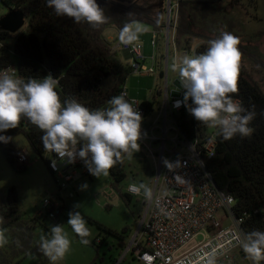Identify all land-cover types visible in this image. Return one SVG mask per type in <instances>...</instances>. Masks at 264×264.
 Masks as SVG:
<instances>
[{"label": "trees", "instance_id": "16d2710c", "mask_svg": "<svg viewBox=\"0 0 264 264\" xmlns=\"http://www.w3.org/2000/svg\"><path fill=\"white\" fill-rule=\"evenodd\" d=\"M97 2L104 8L109 20L106 24L93 28L84 22L78 24L67 17H57L53 9L47 6L46 0L2 1V4L23 12L26 29L14 35L0 30V71L15 64L18 78L25 80L28 77L40 79L47 76V72H52L56 77L61 76L56 90L62 102L72 97L90 110L108 107L107 102L113 96L119 95L131 70L129 65H123L116 57L103 32L114 27L120 35L125 23L134 21L154 32H162L165 23L159 9L163 0ZM177 5L175 48L177 52H191V36L186 38V31L182 32L183 25L190 24L191 18L188 17L191 14L181 4V0H177ZM210 35L212 37H205L202 39L203 43L194 49L195 56L205 52L209 41L216 39L219 33ZM243 46L240 41L242 57L238 75L239 91L232 98L237 99L246 109L252 110V106H255L256 117L249 123L253 132L249 137L242 138L237 135L230 140H224L217 133L215 153L211 159L205 161V165L217 188L233 197V212L236 217L244 218L241 227L245 234L254 229L264 231V212L259 211L264 205V115H261L264 112V91L261 82L252 77L254 65L251 64L249 69L246 59L249 61L253 58ZM256 66L264 67V64ZM154 100L153 98L152 102L141 104L147 113L153 110ZM177 118L187 137L192 136L195 130L204 134L208 129V126L196 121L188 112L181 113ZM0 135L9 138L7 142L0 141V148L15 172L21 173L25 170V166L17 163L16 152L11 147V141L17 136L25 137L38 158L56 156L55 153L44 150L40 139L42 132L27 119H22L16 129L0 132ZM125 158L109 172L113 186L122 183L127 177ZM45 163L48 169V160ZM120 198L127 203L130 200L127 194L120 195ZM0 221V227L6 230L9 241L0 248V264H17L28 256L37 257L41 263L48 262L47 257L39 250V242L34 236L38 217L32 222L22 221L13 189L8 191L5 198L0 197ZM260 263L264 264V261Z\"/></svg>", "mask_w": 264, "mask_h": 264}, {"label": "clouds", "instance_id": "9594fccd", "mask_svg": "<svg viewBox=\"0 0 264 264\" xmlns=\"http://www.w3.org/2000/svg\"><path fill=\"white\" fill-rule=\"evenodd\" d=\"M46 4L57 17H67L78 24L84 22L93 28L109 20L97 0H46ZM145 31L147 27L140 22L125 23L119 39L125 45L133 44ZM239 45L238 36L221 30L216 39L209 41L205 52L196 56L186 54L179 64L173 62L170 66L171 71L178 72V81L184 90L183 99L176 100L174 107L183 105L196 121L218 129L224 140L237 135L251 136L253 129L249 123L256 117L254 105L249 110L232 98L239 91L242 57ZM57 84L58 80L51 74L26 80L7 72L0 74V132L16 129L22 119H27L42 132L40 139L45 151L70 162H75L78 156L89 173L98 178L108 176L124 157L131 159L140 151L143 117L134 107L135 101L126 99V92L113 96L107 102L108 107L90 110L72 97L62 102ZM8 139L0 135V141ZM163 164L173 172L182 166L179 160L171 162L167 158ZM175 179L178 184L187 182L181 175H175ZM140 189L146 201L153 199L149 185L141 184L133 190L134 194H140ZM80 207L74 205V210L68 213L67 224L81 243L87 245L91 233ZM5 231L0 227V248L9 242ZM70 246L62 224L51 225L49 233L42 234L38 243L51 264L63 259ZM241 246L253 264L264 261V231L254 229L245 233ZM206 264H216V257L209 254Z\"/></svg>", "mask_w": 264, "mask_h": 264}, {"label": "built area", "instance_id": "2783aa9c", "mask_svg": "<svg viewBox=\"0 0 264 264\" xmlns=\"http://www.w3.org/2000/svg\"><path fill=\"white\" fill-rule=\"evenodd\" d=\"M2 1L4 0H0V3ZM168 2L166 29L160 33L152 31L153 54L149 59L150 67L143 64L145 58L141 45H125L122 42L110 44L113 52L121 49L130 54L131 73L154 74L159 69L162 78L160 93L163 94L162 105L151 120L147 119L154 108L147 113L140 103L126 96L130 102L135 101L134 107H137L143 117L139 153L151 160L155 181L152 185L151 201L144 199L142 189L140 194H134L133 190L139 189L140 186L130 184L127 187L126 194L130 198H140L144 213L136 234L115 264H125L128 258L131 264H206L209 254L216 257V264H253L241 246L244 237L241 225L244 218L235 216L233 197L217 188L205 165V161L211 159L215 153L219 130L208 127L204 134L195 130L192 136L187 137L177 118L181 113L188 111L183 105L179 108L174 107L176 100L183 99L184 91L178 81V72L174 81L179 83L180 88L174 86L173 82V88H169L170 47L173 50V62L179 64L180 61L176 58L174 43L178 5L177 1L174 5L170 0ZM174 8L176 9L173 13ZM159 37L164 50L161 67L156 56ZM192 54L194 55V51ZM5 72L18 77L15 64L2 69L0 74ZM49 74L58 80V86L61 76L56 77L52 72H47V75ZM173 91L178 92L179 97H171L170 93ZM121 92L127 93L125 86ZM234 102L240 104L237 99H234ZM80 146L78 144L77 148ZM164 158L171 162L179 160L182 166L175 172L169 171L163 164ZM16 160L21 166L28 163L23 151L16 152ZM47 165L59 192L90 175L78 156L75 162L60 160L57 156L50 157ZM175 175H181L187 182L178 184ZM42 209L46 211L47 216L55 220L62 209L59 195L44 199ZM259 211L264 212V205ZM196 239L199 241L196 242Z\"/></svg>", "mask_w": 264, "mask_h": 264}, {"label": "rangeland", "instance_id": "374dc122", "mask_svg": "<svg viewBox=\"0 0 264 264\" xmlns=\"http://www.w3.org/2000/svg\"><path fill=\"white\" fill-rule=\"evenodd\" d=\"M170 2L174 5L176 0H170ZM242 3L245 4L246 12L249 11L252 14L251 16H256L258 20L257 23L250 21V25H245L247 32L242 30L243 28L241 27L245 37L250 29L264 27V0H242ZM213 8V6L206 7L205 5L204 8L195 11L188 10L191 14L192 22L196 21L198 17L203 18L208 15V21L211 20L216 23L217 18H220L219 15L227 12V9H223L218 3ZM10 9L11 7L0 3V18L7 14ZM175 9H173V13ZM160 12L165 23V30L167 24V0H163V4L159 9ZM235 13L233 12L232 15H240V12ZM223 19L224 21H228L230 16L226 15ZM240 24L238 19L232 31H235L237 28L240 29ZM25 29L26 21L25 27L21 31ZM246 38L244 42L242 41V44L247 49ZM151 39L152 34L143 32L139 36L138 41L134 42L143 46L142 55L145 58L143 64L147 67L151 66L149 59L153 54ZM160 45L161 51L160 53H156V56L157 62L161 67L162 57L160 56L164 53V50L162 51V41H160ZM172 56L173 50L170 47L168 60L170 89L173 88L172 82L175 80L177 73L171 71ZM178 58L180 59L179 55ZM122 62L123 65H128L129 61L122 59ZM246 64L250 69L251 64L248 59H246ZM262 68L264 67L260 69ZM159 72L160 70L158 69L154 74L130 73L124 82L128 99L136 100L140 104L152 102L153 98L155 99L153 113L148 116L147 120H151L156 115L158 108H160L163 102V94L160 93L162 91V78H160ZM252 77L254 78L253 74ZM256 80L259 83L261 82V88L264 91V76L260 75ZM11 146L16 152L23 151L28 163L25 165L23 172H15L5 160L0 148V197L5 198L8 191L13 189L18 199L19 214L22 221L32 222L34 218L38 217L34 229V236L37 242H39L42 234L49 233L51 225L62 224L64 231L71 241V246L63 259L57 261L56 264H115L131 238L136 234L140 219L144 213L140 198L132 197L127 203L120 198V195H126L127 187L130 184L138 186L147 184L152 188L155 181V173L154 166L149 157L142 156L139 152L133 154L131 159L126 157L125 171L127 177L116 186H113L109 176H100L98 178L90 174L80 179L68 189L59 192L54 178L46 167L45 161L49 160V155H46L43 159L35 156L23 135L15 137L11 141ZM84 185H87V187H84ZM55 194H58L60 197L62 209L56 215V219L53 220L42 209V202L44 199H50ZM76 204L81 205L79 211L87 221V227L91 233L87 238L90 241L87 245L81 243L80 238L67 224L68 213L74 210V205ZM111 233L116 234L118 237L113 236ZM197 241L199 239H196ZM129 262L130 258H128L125 264H131ZM17 264H51V262L48 260V262L41 263L37 257L28 256Z\"/></svg>", "mask_w": 264, "mask_h": 264}, {"label": "crops", "instance_id": "0c3cea01", "mask_svg": "<svg viewBox=\"0 0 264 264\" xmlns=\"http://www.w3.org/2000/svg\"><path fill=\"white\" fill-rule=\"evenodd\" d=\"M177 1V0H176ZM250 1V0H249ZM221 6L223 9H227V12L225 14H221L219 15L220 18H217V22H212L211 20L208 21V18L206 16H204L203 18L198 17L196 19V21L191 20L190 24H188V26H186V24H184V28L182 27V32L186 31V38H191V42H192V50L189 53V55H193L192 52L194 51V49L199 46L201 43H203L202 39H205V37H212L210 34L212 33H220L221 30L223 31H228L231 32L232 34L238 36L240 38V41L242 43V41L244 42L245 37L246 38V42H247V52L248 54L253 58L249 59V63L254 65L253 67V71L252 74L256 80V78H259V76H264V68L260 69L261 67L256 66L257 64H264V27L260 28V29H250L249 33L246 34V36L244 37V34L242 33V30H246L245 25H250V21L257 23L258 20L256 18V16H251L252 14L249 13V11L246 12L245 9V4L242 3V0H181V4L184 5V7L186 9L189 10H197L200 8H204L205 5L207 6H213L214 8L216 7V5ZM252 3V2H251ZM213 8V9H214ZM233 12H240L239 16H233L232 13ZM235 13V14H236ZM243 14V15H242ZM226 15L230 16V19L227 21H224L223 17H225ZM189 19L191 17H188ZM241 18V20H240ZM199 19V20H198ZM240 21V29H236L235 31L233 30V26L236 25V21ZM230 21V23H228ZM145 26V25H144ZM147 27V26H146ZM241 27L243 28L241 30ZM146 33H150L152 34V30L147 27V31H145ZM103 36L105 38V40L111 44L113 42L116 43H121L120 39H119V33L118 31L114 28V27H109L107 28L104 32H103ZM160 41L161 38L159 37L158 40V47H157V53H160ZM136 44V43H133ZM133 44H129V45H133ZM138 44V43H137ZM140 45V44H139ZM142 46V45H141ZM143 49V46H142ZM163 51V48H162ZM184 52H177L176 51V58L178 60H182L184 54ZM115 55L116 57L122 62V59H124V61H129L128 65L131 63V56L127 51H123L121 49L115 51ZM178 55L180 57V59L178 58ZM160 57L163 58V55H161ZM122 58V59H121ZM258 76V77H257ZM12 147V146H11ZM12 149L14 150V148L12 147Z\"/></svg>", "mask_w": 264, "mask_h": 264}, {"label": "water", "instance_id": "95a60500", "mask_svg": "<svg viewBox=\"0 0 264 264\" xmlns=\"http://www.w3.org/2000/svg\"><path fill=\"white\" fill-rule=\"evenodd\" d=\"M169 0H167V6H169ZM25 17L23 12L10 9L7 14L0 18V30L7 32L9 34H17L25 27ZM173 85L180 88L177 81H173ZM171 97H179L178 92H171Z\"/></svg>", "mask_w": 264, "mask_h": 264}]
</instances>
